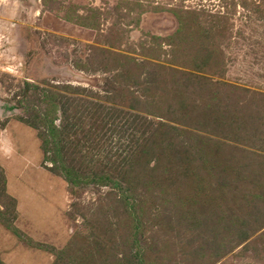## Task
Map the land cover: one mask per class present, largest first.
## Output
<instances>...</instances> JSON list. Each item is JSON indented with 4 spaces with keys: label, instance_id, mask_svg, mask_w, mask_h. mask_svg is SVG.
I'll return each mask as SVG.
<instances>
[{
    "label": "rangeland",
    "instance_id": "1",
    "mask_svg": "<svg viewBox=\"0 0 264 264\" xmlns=\"http://www.w3.org/2000/svg\"><path fill=\"white\" fill-rule=\"evenodd\" d=\"M0 264H264V0H0Z\"/></svg>",
    "mask_w": 264,
    "mask_h": 264
}]
</instances>
